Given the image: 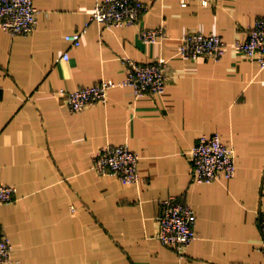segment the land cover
Wrapping results in <instances>:
<instances>
[{
    "label": "crops",
    "instance_id": "0c3cea01",
    "mask_svg": "<svg viewBox=\"0 0 264 264\" xmlns=\"http://www.w3.org/2000/svg\"><path fill=\"white\" fill-rule=\"evenodd\" d=\"M99 1L33 0L32 34L0 29V183L16 189L0 205L13 246L3 264H264V68L233 46L264 15V0H141L140 20L116 27L90 21ZM158 27L163 37L143 42L141 30ZM76 31L72 47L65 35ZM191 31L221 36L224 56L179 58L178 40ZM158 58L168 61L163 95L118 84L126 59ZM102 79L117 84L104 104L71 112L57 95ZM213 134L233 149L235 175L196 182L189 151ZM107 144L138 154L137 183L93 169ZM170 196L196 216L184 257L157 238L160 201Z\"/></svg>",
    "mask_w": 264,
    "mask_h": 264
},
{
    "label": "built area",
    "instance_id": "2783aa9c",
    "mask_svg": "<svg viewBox=\"0 0 264 264\" xmlns=\"http://www.w3.org/2000/svg\"><path fill=\"white\" fill-rule=\"evenodd\" d=\"M182 6L187 0H179ZM216 0H199L208 6ZM148 11V5L141 0H101L96 2L90 21L105 27L129 26L136 24ZM39 11L33 0H0V29L10 36H28L37 25ZM81 31L65 35L72 47L81 43ZM164 35V28H144L140 37L147 44L158 42ZM177 56L183 60L196 61L200 57L219 60L224 56L227 44L217 34L191 31L178 40ZM234 48L249 62L264 68V15L256 18L244 40H236ZM68 59V54H63ZM125 79L118 83L132 88L136 96L146 94L163 95L166 88V68L168 61L158 58L148 64L126 59ZM117 84L111 79H102L93 85L75 90L61 89L57 92L60 101L71 112H80L94 104L107 102L108 91ZM191 176L196 182L211 183L219 179H231L235 175L234 151L222 142L218 134L202 135L189 151ZM139 156L124 144L100 146L92 157L93 169L102 176H112L126 185L140 180L138 171ZM14 186L0 183V205L12 203L16 198ZM158 240L184 257L188 247L196 237V216L192 207L170 196L160 201L157 216ZM264 252V215L259 217ZM13 246L0 228V264L5 263L12 253Z\"/></svg>",
    "mask_w": 264,
    "mask_h": 264
}]
</instances>
